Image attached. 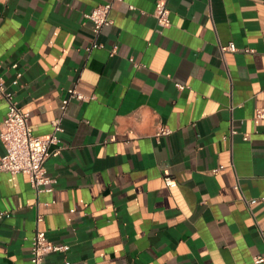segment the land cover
Listing matches in <instances>:
<instances>
[{
	"label": "crops",
	"instance_id": "obj_1",
	"mask_svg": "<svg viewBox=\"0 0 264 264\" xmlns=\"http://www.w3.org/2000/svg\"><path fill=\"white\" fill-rule=\"evenodd\" d=\"M157 1L0 0V75L61 148L51 192L0 175V264H31L37 231L70 246L44 264L264 257V0H164L166 28ZM106 3L96 34L86 15ZM70 89L85 99L63 110Z\"/></svg>",
	"mask_w": 264,
	"mask_h": 264
},
{
	"label": "built area",
	"instance_id": "obj_2",
	"mask_svg": "<svg viewBox=\"0 0 264 264\" xmlns=\"http://www.w3.org/2000/svg\"><path fill=\"white\" fill-rule=\"evenodd\" d=\"M122 1V0H117ZM112 4H100L96 6L86 18L92 23L93 31L98 34L101 29L111 24L110 11ZM155 18L159 27L166 28L171 24L170 12L164 0L156 2ZM223 51H237L236 46L230 43L222 47ZM13 67H17L14 65ZM20 77V74L17 76ZM17 82V81H16ZM69 98L63 101L64 110L70 98L85 99V97L70 89ZM0 101L7 104V113L0 130V141L2 142L5 154L0 158V175L8 173L12 175L24 174L29 177L30 184L37 194L51 192L55 185L54 178L47 173L46 162L52 156L61 153L59 146L58 132L59 122H55L53 132L47 137L35 136L28 124L29 114L21 108L14 93L6 86L3 76L0 75ZM255 117L264 119V107L256 110ZM161 134L170 132L162 128ZM167 186L174 184L171 178H166ZM67 244H56L51 242L45 232L37 231L31 244V264H44L46 256L52 253H64L69 251ZM264 262V257L254 259V264Z\"/></svg>",
	"mask_w": 264,
	"mask_h": 264
}]
</instances>
